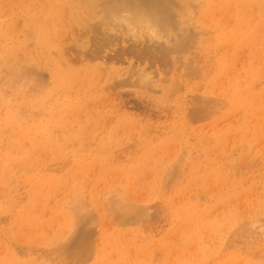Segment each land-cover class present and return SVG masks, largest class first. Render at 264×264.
Here are the masks:
<instances>
[{
	"label": "rangeland",
	"instance_id": "rangeland-1",
	"mask_svg": "<svg viewBox=\"0 0 264 264\" xmlns=\"http://www.w3.org/2000/svg\"><path fill=\"white\" fill-rule=\"evenodd\" d=\"M109 1L0 0V264H264V0Z\"/></svg>",
	"mask_w": 264,
	"mask_h": 264
},
{
	"label": "bare ground",
	"instance_id": "bare-ground-1",
	"mask_svg": "<svg viewBox=\"0 0 264 264\" xmlns=\"http://www.w3.org/2000/svg\"><path fill=\"white\" fill-rule=\"evenodd\" d=\"M84 1H85V5L89 7L95 6V0H84ZM170 1L171 0H164L161 1L160 3L163 2L164 4H167ZM160 3H158V1L155 0H110L104 6L105 13L103 12V14L105 15L108 14V16H111V14L116 13L118 9L121 8L124 9L125 11L130 10V17L132 18V20H135L137 23H141V24L144 23V25L146 24L149 25L150 27H152L153 25H155V27L156 25L163 26L162 22L165 17L164 14H166L167 11L163 12L165 7L163 4L161 5Z\"/></svg>",
	"mask_w": 264,
	"mask_h": 264
}]
</instances>
